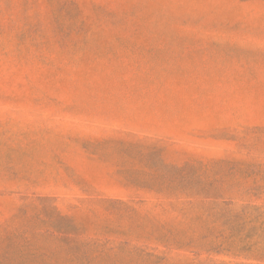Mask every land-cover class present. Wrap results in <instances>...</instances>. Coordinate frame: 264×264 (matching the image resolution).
Here are the masks:
<instances>
[{
	"label": "rangeland",
	"instance_id": "rangeland-1",
	"mask_svg": "<svg viewBox=\"0 0 264 264\" xmlns=\"http://www.w3.org/2000/svg\"><path fill=\"white\" fill-rule=\"evenodd\" d=\"M0 264H264V0H0Z\"/></svg>",
	"mask_w": 264,
	"mask_h": 264
}]
</instances>
